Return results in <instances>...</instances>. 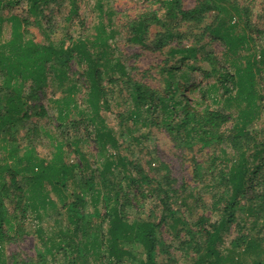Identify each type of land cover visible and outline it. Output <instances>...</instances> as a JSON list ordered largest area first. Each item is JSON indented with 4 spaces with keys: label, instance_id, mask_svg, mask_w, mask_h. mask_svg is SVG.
I'll use <instances>...</instances> for the list:
<instances>
[{
    "label": "trees",
    "instance_id": "obj_1",
    "mask_svg": "<svg viewBox=\"0 0 264 264\" xmlns=\"http://www.w3.org/2000/svg\"><path fill=\"white\" fill-rule=\"evenodd\" d=\"M152 3L165 8L166 18L177 27L183 24L199 26L207 13L219 9L212 0H196L189 10L181 8L180 0H153ZM63 4L67 6L66 21L79 17L77 0H0V11L7 14L6 18L0 15V264H50L42 255L36 262L28 263H18L15 258L8 262L2 257L5 245L24 238L28 217L40 221L49 211L56 212L55 224L60 223V226L50 231L53 233L46 240L49 243L45 248L46 256L54 259L62 252L63 262L66 260L67 264H157L155 249L159 242L156 231L160 223L141 217L128 220L129 211H139L138 204L132 203L136 199L130 190L148 187L146 192L150 194L166 195L168 192L161 186L152 189L150 179L123 156L106 155L107 147L118 149V142L101 116V110L109 107L102 82L107 76L110 83H116V74L120 78L127 77L129 98L135 106L129 116L131 121H140L139 110L144 108L146 117L142 123L164 129L177 143L220 150V157L214 158L210 167H214L216 159L223 166L216 169V174L211 168L209 179L212 187L219 191L212 204L217 218L212 222L200 217L194 224L195 232L189 230L191 238L184 245L195 257L190 264H244L235 256L222 255L219 250L222 232L229 231L234 224L239 229V236L231 242L233 252L242 249L244 257L252 256L253 252L258 255L264 239L245 233V225L240 226L237 217V213L245 208L240 204L243 200L248 203L246 210L253 219V227L264 222V158L262 152L252 154L251 160L247 155L252 141L248 128L260 114L257 104L260 96L255 89L259 69L253 55L243 65L237 61L240 51L251 49L248 47L250 38L232 34L231 16L228 22L224 17L218 18L217 25L206 31L222 43L221 59L205 56L211 69L199 70L201 82L188 86L175 82L176 73L172 68L163 69L166 91L159 96L139 82H131L126 67L108 56V42L113 38V31H107L103 24L95 29L92 40L68 38L53 42L50 38L53 33L50 6L61 7ZM232 6L235 14L242 12L238 6ZM4 20L10 25L8 40L2 39ZM157 22L155 13L144 14L136 23L135 31L144 32ZM30 23L43 29L47 38L45 44L38 45L25 38L24 28ZM226 23V30L221 32L220 28ZM167 36L175 37L172 32ZM182 53L194 57L196 50L191 48ZM261 54L264 55V49ZM74 58L85 64L86 109L78 111L77 118H72L73 111L78 109L72 98L76 89L73 84L67 88V96L55 103L59 127L68 121L75 130L82 126L99 146V156L103 159L88 177L84 174L91 168L78 148L77 138L67 143L69 136L66 134L64 140L54 146L50 160L45 162L35 156L32 147L18 154L19 148L10 137L11 131L21 122L47 116L43 106H31V103L37 102L40 96L46 97L49 75L58 81V85L70 80L68 73ZM197 92L199 102L190 98ZM207 99L216 109L207 105ZM229 122H232L230 131L222 132ZM4 133L7 138L2 136ZM65 147L73 148L79 164L65 163ZM227 149L231 156L226 153ZM130 167L136 170V178L128 176ZM117 169L127 174L124 186L116 182L117 174H120L115 171ZM166 185L171 190L169 184ZM51 191L57 194L56 202L50 198ZM146 192L141 194L147 197ZM165 198L161 199L164 206ZM163 212L171 215L167 205ZM42 230L36 228L38 234ZM135 245L143 250L138 258L127 249ZM251 264H264V259L258 257Z\"/></svg>",
    "mask_w": 264,
    "mask_h": 264
},
{
    "label": "rangeland",
    "instance_id": "obj_2",
    "mask_svg": "<svg viewBox=\"0 0 264 264\" xmlns=\"http://www.w3.org/2000/svg\"><path fill=\"white\" fill-rule=\"evenodd\" d=\"M212 1L219 9L207 13L201 25L183 24L179 27L166 18V9L162 8L160 4H153V0H77L79 17L72 21H66L67 6L65 4L61 7L50 6L53 25V33L50 38L53 42L68 38L92 40L96 34L95 29L103 24L107 31H113V38L108 42V56L119 60L126 67L131 82H139L157 95L162 96L166 91L163 82V69L172 68L176 73L175 82L188 86L190 83L201 82L199 70L211 69L210 61L205 59V56L209 59H221L224 52L223 45L206 29L216 26L218 18L224 17V20L228 22L231 16L230 23L234 26L232 34H244L250 38L248 47L251 49L240 51L237 61L243 65L247 58L253 55L256 67L259 69L255 77V89L260 96L257 100L260 114L248 128L252 141L248 146L247 155L251 160L252 154L262 152L261 156L264 158V55L261 54L264 49V0ZM180 3L183 10H189L195 6L196 0H180ZM231 4L238 6L242 12L235 14ZM152 13L156 14L158 22L149 26L144 32L135 31L139 18L144 14ZM0 15L2 18L7 17L4 11H0ZM226 26L227 23L220 28L221 32L226 30ZM2 28V39L8 40L10 25L6 20H4ZM24 32L26 39H30L38 45L46 43L47 38L43 29L37 24L30 23L24 28ZM168 32H172L175 37H168ZM191 48L196 50L194 57L182 53V51ZM90 51L95 50L90 49ZM84 71L85 64L74 58L68 73L70 80L65 81L63 85H58V81L49 75L46 97L40 96L37 102L31 103V106H43L47 110V116L45 118L31 117L21 122L11 131L10 137L15 141L14 145L19 148L18 154L32 147L35 156L45 162L50 160L54 146L57 142L64 140L66 134L69 136L67 143L73 142V139L77 138L79 140L78 148L91 168L84 174L85 177H88L94 167H98L103 159L99 156V146L93 138L88 136L82 126L75 130L68 121L59 127L55 103L60 98L67 96V88L73 84L76 89L72 93V98L78 109L73 111L72 118H77V112L86 109L88 88L83 75ZM181 75L185 81L182 80ZM114 77L116 80L118 79L114 84L108 81L109 77L107 76L102 82L107 91L109 107L101 110V116L118 142V149L112 150L107 147L106 155L123 156L132 165L138 166L141 172L150 179L152 189L161 186L164 191L168 192L166 195L154 192L150 194V192H146L148 187H133L130 193L136 200L132 203L134 206L138 204L139 211L137 213L134 209L129 211L128 220L141 217L150 218L157 224L160 223L156 231L159 242L155 249L157 264H190L195 257L184 245V242L191 238L189 230L195 232L194 224L200 217L209 218L212 222L217 218V212L212 211V204L218 197L216 194L218 190L212 187L209 179L211 168L213 174H216V169L223 166L216 159L214 167H210L211 161L220 157V150L216 147H202L197 144L187 147L177 143L164 129L142 123L141 120L146 117L144 108L139 110L140 121H131L129 116L135 106L129 98L130 88L126 81L127 77L120 78L118 74ZM28 86L29 84L26 88ZM38 94L40 93L38 92ZM217 97L218 99L221 97L220 93L217 94ZM190 98L196 101L200 100L198 92L190 95ZM206 103L216 109L209 99ZM234 111L235 109L232 108V112ZM231 126L232 122H229L223 127L222 132L230 131ZM2 136L8 137L6 133ZM64 150L66 164L71 166L80 163L73 148L65 147ZM226 153L231 156L230 149H227ZM1 155L2 153H0ZM130 169L131 172L128 173V176L136 178V170L131 167ZM115 171L120 172L117 174L116 182L124 186L127 174L121 173L120 169ZM166 183L169 184L171 190L168 189ZM47 189L50 190V186H47ZM143 191L146 192L147 197L141 194ZM164 197H166L165 203L171 215L163 212L166 205H162L161 199ZM50 198L56 202L57 194L51 191ZM240 204L245 208L237 213L238 224L245 225V233L250 232L252 237L264 239V222L253 227V219L246 210L248 203L242 200ZM56 216V212L49 211L48 214L43 215L40 221L28 217L24 238L17 243L5 245L3 259H7L9 262L15 258L18 263L23 261L28 263L36 262L42 255L50 264H67L66 260L63 262L62 252L59 254L56 252L57 255L54 259L45 255V248L49 244L46 240L53 233L50 232L51 229L60 226V223L55 224ZM38 227L43 229L41 234L36 232ZM238 230L237 225L234 224L229 231L222 232L223 242L219 247L222 255L235 256L244 264H251L258 257L263 260L264 243H262L263 248L258 255L253 252L252 256L244 257L241 254L242 249L233 252L231 242L239 236ZM127 249L135 258L142 256L143 250L139 245L127 247Z\"/></svg>",
    "mask_w": 264,
    "mask_h": 264
}]
</instances>
